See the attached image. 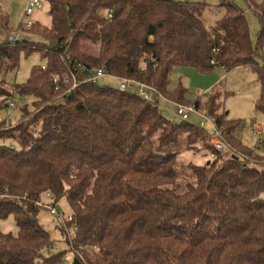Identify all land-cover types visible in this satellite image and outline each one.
I'll list each match as a JSON object with an SVG mask.
<instances>
[{"label": "trees", "instance_id": "trees-1", "mask_svg": "<svg viewBox=\"0 0 264 264\" xmlns=\"http://www.w3.org/2000/svg\"><path fill=\"white\" fill-rule=\"evenodd\" d=\"M45 1L51 25L30 27L42 43L0 44V112L16 97L32 100L15 125L0 123V141L11 142L0 145V220L13 217L18 229H0V264H64L38 221L47 193L71 208L72 220L60 225L75 228L72 264H264V158L237 137L241 122L226 116L227 93L189 105L182 87L169 91L178 67H247L264 114V4L246 0L262 25L254 47L244 12L227 0H218L223 16L210 29L202 2ZM86 42L99 44L98 54L85 52ZM35 52L47 65L10 87L21 55ZM82 68L158 93L145 101L100 81L73 89L71 75L83 79ZM162 96L206 112L229 148L216 151L203 125L169 120ZM202 151L211 157L205 166L180 162Z\"/></svg>", "mask_w": 264, "mask_h": 264}, {"label": "rangeland", "instance_id": "rangeland-1", "mask_svg": "<svg viewBox=\"0 0 264 264\" xmlns=\"http://www.w3.org/2000/svg\"><path fill=\"white\" fill-rule=\"evenodd\" d=\"M29 0H0V44L8 41L9 38L20 42L42 43L40 37L36 36L28 27V24L49 27L51 19L48 15L49 4L45 0H40L42 7L36 9L30 16L25 15L27 3ZM177 2H202L206 6L202 13L205 26L210 29L222 18L223 10L219 7L218 0H174ZM240 8L246 17L250 37L253 46L256 47L258 35L262 25L257 18L254 10L248 6L246 0H227ZM256 5L264 4V0H252ZM83 50L89 54L96 55L99 52V44L84 43ZM47 65V60L40 53L35 52L20 57L19 69L7 76L6 82L10 87L22 85L30 78L34 68H40ZM101 85H110L119 87L120 82L110 78L100 80ZM179 87L185 91V102L189 105L195 104L198 100L206 101L212 94L217 91L227 93L224 107L226 116L233 121L241 122V128L237 132V137L242 143L254 150L256 155L264 158V114L257 110L256 103L260 98L261 90L258 84L256 73L247 67L237 68L232 71L223 69H214L210 74H201L196 69L190 67H178L172 70L170 76L169 91L174 92ZM31 98L16 97L13 102L14 106L0 112V123L15 125L21 116L22 108L25 105H31ZM159 107L163 114L172 122L180 123L182 120L177 116L178 104L169 101L165 97L159 100ZM212 122V118L206 113L197 111L190 115L188 121L192 124L203 125L207 130L213 132L209 122L204 121L203 117ZM259 125L262 132L255 135L252 131L254 126ZM11 145V142H1L0 145ZM211 157L206 151L197 154L185 152L180 157V162L184 165L193 164L195 166H205L210 162ZM191 183H196L193 176L187 178ZM264 199V195H262ZM45 196H42V202H47ZM55 208L63 215L64 218L72 215L71 208L66 197L61 198L55 203ZM38 221L42 228L50 235L52 244L50 252L52 254H62L64 264H72L74 253L67 244L68 238L75 235L74 226L70 227L67 232H62L57 216H53L49 210L42 208L38 214ZM0 229L4 233L17 235L13 217L7 220H0ZM46 253V252H45Z\"/></svg>", "mask_w": 264, "mask_h": 264}, {"label": "built area", "instance_id": "built-area-1", "mask_svg": "<svg viewBox=\"0 0 264 264\" xmlns=\"http://www.w3.org/2000/svg\"><path fill=\"white\" fill-rule=\"evenodd\" d=\"M41 7H42V5H41L40 0H29L27 3L25 15L30 16L34 13V11L36 9H40ZM27 26L31 27L32 24H28ZM8 41L13 42V40L11 38H9ZM81 73L85 76L83 79L77 78L74 74L71 75V79L74 81V84L72 87L73 89H75L76 87H78L82 84L97 83L98 81H100L103 78H110L112 80H116V81L120 82V88L122 90L129 92V93H137L145 101H151L153 99L154 95H156L158 93L157 90L153 87H149L145 84L138 83L134 80L120 79V78L114 77V76L110 75L104 69L90 70L87 68H82ZM60 82H61L60 78L54 79V83H55L57 89L59 87ZM63 82H64V84H69L70 77L66 76L65 79L63 80ZM194 112H197V110L195 108L178 104L177 116L180 119L186 121L189 119L190 115ZM201 117H203V116H201ZM203 119H204V121L209 122V124H211V126L213 128V135L214 136L211 140V144L215 148V150L216 151H224L226 149V147L229 148V145L227 144V142L225 140H223L221 131H219L216 128V126L213 124V122H211L208 118H205V117H203ZM252 131L255 135H258L262 132V129L259 125H257V126L253 127ZM212 157H213V155H212ZM45 197L49 200L47 202H42V200H40L38 202V205L49 210L53 216H57L60 224H64L66 221L72 220V217L64 218L63 215L60 214V212L55 208L54 198L52 197V195L50 193H47L45 195Z\"/></svg>", "mask_w": 264, "mask_h": 264}]
</instances>
